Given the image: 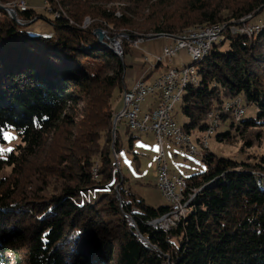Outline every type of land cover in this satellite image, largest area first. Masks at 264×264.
<instances>
[{"label": "trees", "instance_id": "trees-1", "mask_svg": "<svg viewBox=\"0 0 264 264\" xmlns=\"http://www.w3.org/2000/svg\"><path fill=\"white\" fill-rule=\"evenodd\" d=\"M44 2L53 37L26 33L39 19L27 5L14 9L23 26L0 8V128L20 141L0 167L11 168L0 178V264H264V24L257 33L224 32L188 68L195 77L187 69L182 131L206 133L213 113L219 124L231 122L216 142L258 151L244 161L203 156L204 171L184 178L195 196L168 231L148 222L169 206L148 205L116 169L113 151L121 147L112 102L124 93L126 66L95 35L103 31L110 45L125 34L124 58L147 35L247 23L264 0ZM225 41L228 50L220 52ZM236 98L256 107L254 118L232 121L226 104ZM128 134L130 151L138 136Z\"/></svg>", "mask_w": 264, "mask_h": 264}, {"label": "rangeland", "instance_id": "rangeland-1", "mask_svg": "<svg viewBox=\"0 0 264 264\" xmlns=\"http://www.w3.org/2000/svg\"><path fill=\"white\" fill-rule=\"evenodd\" d=\"M22 1L25 2V4L29 8L34 9L37 15L39 16V19L35 21L33 24L24 27L26 33H28L31 36L53 37L54 36L53 29L47 23L48 20H51L53 18L52 14L49 11L50 9H46L48 3H45L44 2L45 0H17L15 2L18 4ZM5 9H8L7 6L6 7L4 6V11ZM57 9L59 12L62 13L64 12V9H62V7H57ZM137 10L139 11V9ZM251 15L248 16L251 17ZM250 20L251 21L247 22L248 24H252V25L264 24V9L257 16H255L254 19L251 18ZM89 23L90 20L88 18H85L83 21V27H86L87 25H89ZM220 25H216V26H220ZM199 29L201 28L199 27ZM199 29L196 28V29L184 30L181 34L177 36L167 35L170 36V38H167L166 34H159L158 36L160 37L156 35L155 36L153 35L152 37L150 35L149 36L147 35L144 38H139L132 43V45L130 46L129 53H127L124 56V58H122L121 42L122 40L128 39L125 34H122L117 38L113 39L112 42L110 43V46L114 48L115 41L119 42L117 51L114 48L115 55L119 59H121L124 65L126 66L125 73L127 72V80H129L132 77L134 78L136 76H141L143 73L148 72L149 77L147 78L146 81L150 82L155 77L161 75L163 71L167 69V66L171 67V69L179 70L180 72H182L183 69L186 70L188 68H191L190 65H192L194 61L190 57L191 55L188 54L185 50L180 51L172 59V62L169 64V61L167 59L162 58L163 48L165 47V45L167 46L172 41L174 43V41L180 40V35H187V40H189V38L191 37L192 40H196L193 39L194 37L193 34L196 33ZM224 35L225 33L221 35V39L222 36L224 37ZM228 46H229L228 42L225 41L222 45H218L217 47L220 52H225L228 50ZM207 53L208 52H206L205 54ZM158 59H160L159 62L161 65H159L156 68L155 66L157 65ZM188 70L190 71L191 75L195 77L196 74L195 67ZM141 79L143 78H140L137 81ZM231 101L233 102L232 103L226 102L227 103L226 108L228 110L232 109L234 114L236 110L235 102H237V105H239V109H240L239 116L241 117V120L255 117L256 107L254 105L246 106L240 98H236ZM233 114L231 111L232 121L238 122L240 120V117L236 116L235 118L233 117ZM209 115L214 116L213 113ZM173 118L179 127L185 121L184 117L181 115L179 111V103L175 106ZM217 122H218L217 123L218 128H216L213 136L210 139H208V141L206 142L207 145L202 144L200 142L205 135L204 132L194 131L191 133L190 138L192 140V143L195 145L197 149V153H198L197 155H189L185 152L183 148L177 147L168 140H164L163 142L164 160L165 163L167 164L169 172L171 173V171H174L171 174L176 173V175H181L183 178H185L193 174L204 171L205 166L202 161V158L207 153L213 154L218 158L244 161L248 154L258 151L257 149H252L248 152L242 153L239 150L240 143L226 145L216 142L214 139L215 135L228 131L229 126L231 124L230 121H226L225 123L220 122L219 124V119L217 120ZM207 128H208V123H207ZM8 133L14 138L10 140H5L3 144H0V149H12V151L10 152L0 151V167L5 166L8 162L11 161L12 159L11 152L13 153L15 148L20 144L19 138L17 137L15 132L9 131ZM134 136H138V137L134 139L132 150L128 151L127 150L128 140L126 139L125 131L122 132L121 142H120L121 150L119 151L118 154L113 151V158H114V154L118 155L117 160L114 158L116 163V169H118L121 175H123V177L127 179L126 186L129 187L133 193L144 199L146 203H148V205L150 206L153 205L152 207L154 208L163 206L165 204L168 206L161 192L155 186L156 158H157V154L159 153V146L156 143L155 136L152 133L143 134V135L134 134ZM262 150H264V142L262 144ZM10 171H11L10 167H5L0 172V178L8 177V175H10ZM96 172H97V166H95L92 169V175L94 177H96ZM31 183L33 184V182Z\"/></svg>", "mask_w": 264, "mask_h": 264}, {"label": "built area", "instance_id": "built-area-1", "mask_svg": "<svg viewBox=\"0 0 264 264\" xmlns=\"http://www.w3.org/2000/svg\"><path fill=\"white\" fill-rule=\"evenodd\" d=\"M13 10L18 8L21 12L27 9L26 4L22 1L7 6ZM259 24L243 23L239 26L231 25L228 29H233V34H244V28L256 27ZM221 27L212 25L208 33L198 35V40H187V35H180L179 41H174L173 44L163 48V59H167L169 64L172 59L182 50H185L191 56L205 51L206 44L210 39L217 38L220 34ZM160 60V59H158ZM187 70V69H186ZM183 72H172L171 67L167 71L152 81L148 82L145 79L136 81L134 85L124 91L122 100V108L117 111L118 123L124 122L129 132L137 135L152 133L155 136L156 143L160 147L156 158V182L155 186L161 192L163 198L169 206L167 213L158 216L149 221L151 227H161L164 231H168L176 226L180 221L182 211L185 209L186 202H179L175 199L174 188L179 187L181 177L176 174H171L164 160V152L162 150L164 140H168L177 147L183 148L189 155H193L192 149L186 142H183L182 129L176 127L173 114L175 106L178 104V86L182 79ZM157 98V104L153 109L145 112L141 111V104L147 98ZM236 103V110L233 117L239 116V105ZM211 114V113H209ZM117 160L118 155L114 154ZM195 191L184 192L189 199L190 194Z\"/></svg>", "mask_w": 264, "mask_h": 264}, {"label": "bare ground", "instance_id": "bare-ground-1", "mask_svg": "<svg viewBox=\"0 0 264 264\" xmlns=\"http://www.w3.org/2000/svg\"><path fill=\"white\" fill-rule=\"evenodd\" d=\"M10 5V4H9ZM8 6V5H7ZM251 17L249 16V17H246L244 20H249ZM243 20V21H244ZM216 27H221V29H220V34L219 35H217V38H214V39H210L209 40V43H207L206 44V50L205 51H201V52H199V53H197V54H195V56H190L192 59H193V61H196L197 59H200L201 57H203L204 56V54L206 53V52H208L209 50H210V48L214 45V44H217V43H219V41H220V38H221V35H223V33L224 32H228L229 31V33H231V34H233V29H228V27H227V24H223V25H220V26H216ZM209 29H210V27H207V28H201V29H199L196 33H194L193 35H194V37H193V39H196V40H198V35H202V34H204V33H208L209 32ZM260 30V27L259 26H256V27H254V28H252V29H249L248 31H247V33H251V32H258ZM193 32V31H192ZM223 32V33H222ZM187 34V33H186ZM189 34V33H188ZM190 35V34H189ZM188 35V36H189ZM156 36H158V35H156ZM158 37H160V36H158ZM179 38V37H178ZM175 39V38H174ZM189 40H192V37L191 38H189ZM179 41V40H178ZM115 48V50L117 51V47H114ZM120 49V48H119ZM159 61V60H158ZM171 71L172 72H180L179 70H176V69H171ZM183 71H184V74H183V76H182V79H181V81H180V84H179V86H178V103L180 102V99H181V95H182V91H183V86L185 85V83L188 81V74H187V70H184L183 69ZM182 71V72H183ZM122 98H124V93H123V95H122ZM240 117V116H239ZM236 118V117H235ZM217 120H218V118L216 117V116H213V115H209L208 116V122H209V126H208V129H207V131H206V133H205V137L201 140V143L202 144H206V142L208 141V139H210L212 136H213V134H214V132H215V130H216V128H218L217 127ZM116 121H117V113H115L114 114V121H113V123H114V128H115V123H116ZM176 127H178L177 125H176ZM178 129H181L180 127H178ZM182 137H183V142H186V144L187 145H189V147H190V149H192V153H193V155H197L198 153H197V149H196V147H195V145L192 143V140H191V138H190V136H188V135H186L183 131H182ZM207 145V144H206ZM205 145V146H206ZM204 146V145H203ZM179 177H181V176H179ZM184 192H186V183H185V180H184V178H182L181 177V181L179 182V187H175L174 188V196H175V199L176 200H179V202H186L185 203V209L182 211V213H181V216H180V218L181 217H183L184 215H185V213H186V207H187V205H188V203L194 198V196H195V193L194 194H190V196H189V199H187V195H185V193ZM154 228H156V229H160V230H163L164 231V228H161V227H154Z\"/></svg>", "mask_w": 264, "mask_h": 264}, {"label": "crops", "instance_id": "crops-1", "mask_svg": "<svg viewBox=\"0 0 264 264\" xmlns=\"http://www.w3.org/2000/svg\"><path fill=\"white\" fill-rule=\"evenodd\" d=\"M173 43V41L170 43V44H172ZM170 44H168V45H170ZM167 45V46H168ZM165 47H166V45H165ZM156 68H157V66H155ZM167 69H168V66H167ZM167 69L166 70H164L163 71V73H165L166 71H167ZM162 73V74H163ZM149 77V75H148V72L147 73H143L141 76H136V77H132V78H130L129 80H127V72L125 73V75H124V89L125 90H128V89H130L133 85H134V83L138 80V79H140V78H143V79H145V80H147V78ZM156 78V77H155ZM153 80V79H152ZM151 80V81H152ZM124 90V91H125ZM121 95H122V92H115V94H114V97H113V102H112V110H113V112H117V111H119L121 108H122V101H121ZM156 104H157V98L156 97H154V98H147L142 104H141V111L142 112H145V111H147V110H150V109H153L155 106H156ZM121 123V124H120ZM120 123H118V124H120V125H117V127H116V131H117V135H118V140H119V144H120V142H121V134H122V132L123 131H125V135H126V139L128 140V136L130 135V134H128V133H130L128 130H127V128H126V126H125V123L124 122H120ZM133 144H134V142H133ZM158 145V144H157ZM133 146V145H132ZM159 150H160V147H159ZM162 150H163V146H162ZM163 152H164V150H163ZM158 155V154H157ZM174 171H171V173H173ZM176 174V173H175ZM123 176V175H122ZM179 176H181V175H179ZM182 177V176H181ZM144 200V199H143ZM145 201V200H144ZM146 202V201H145ZM148 204V203H147ZM166 205V204H165ZM151 206H153V205H151Z\"/></svg>", "mask_w": 264, "mask_h": 264}, {"label": "water", "instance_id": "water-1", "mask_svg": "<svg viewBox=\"0 0 264 264\" xmlns=\"http://www.w3.org/2000/svg\"><path fill=\"white\" fill-rule=\"evenodd\" d=\"M0 8L4 9V7H2V6H0ZM5 11L8 13V16H10V18H11L13 21H15L16 23H18V24L21 25V26L24 25V24H22V23H20V22L18 21V19H17V17H16V13H15V11L10 10V9H5ZM95 35H96V37H97L99 43L103 44L104 46H107L108 48H110V49L112 50L113 53H115V50H114V48H113L112 46L107 45V44H105V43L103 42V40L106 38V36H105L106 34H105L103 31H101V30H96V31H95ZM118 44H119V42H116V41H115V43H114V47H118Z\"/></svg>", "mask_w": 264, "mask_h": 264}, {"label": "snow or ice", "instance_id": "snow-or-ice-1", "mask_svg": "<svg viewBox=\"0 0 264 264\" xmlns=\"http://www.w3.org/2000/svg\"><path fill=\"white\" fill-rule=\"evenodd\" d=\"M0 134L3 135V138L5 140H10V139H13L14 137H12L8 132H5L2 128H0ZM0 151H12V149H0Z\"/></svg>", "mask_w": 264, "mask_h": 264}]
</instances>
